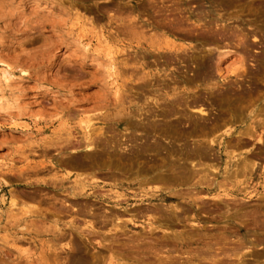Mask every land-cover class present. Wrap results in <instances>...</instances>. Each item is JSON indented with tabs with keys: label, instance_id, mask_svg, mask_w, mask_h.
I'll return each mask as SVG.
<instances>
[{
	"label": "rangeland",
	"instance_id": "rangeland-1",
	"mask_svg": "<svg viewBox=\"0 0 264 264\" xmlns=\"http://www.w3.org/2000/svg\"><path fill=\"white\" fill-rule=\"evenodd\" d=\"M189 263L264 264V0H0V264Z\"/></svg>",
	"mask_w": 264,
	"mask_h": 264
},
{
	"label": "bare ground",
	"instance_id": "bare-ground-1",
	"mask_svg": "<svg viewBox=\"0 0 264 264\" xmlns=\"http://www.w3.org/2000/svg\"><path fill=\"white\" fill-rule=\"evenodd\" d=\"M174 20H175V19H174ZM193 25H194V24H193ZM220 25H221V24H220ZM215 26H216V25H215ZM200 27H201V26H200ZM216 27H217V26H216ZM218 27H219V26H218ZM190 32H192V31H190ZM187 33H188V32H187ZM188 34H189V33H188ZM199 34H200V33H199ZM196 35H197V34H196ZM190 36H191V35H190ZM201 36H202V35H201ZM207 36H208V35H207ZM204 38H205V37H204ZM163 39H164V38H163ZM176 45H177V44H176ZM181 47H182V46H181ZM129 57H130V56H129ZM170 64H171V63H170ZM217 65H218V64H217ZM6 75H7V74H6ZM154 76H155V75H154ZM139 79H140V78H139ZM140 92H141V91H140ZM210 94H211V93H210ZM148 95H149V94H148ZM193 95H194V94H193ZM187 97H188V96H187ZM187 97H186V98H187ZM196 97H197V96H196ZM122 98H123V97H122ZM183 98H184V97H183ZM234 100H235V99H234ZM256 100H258V99H256ZM189 101H190V100H189ZM240 101L242 102V100H240ZM251 103H252V102H251ZM188 104L191 105V103H188ZM245 104H246V103H245ZM245 104H244V105H245ZM190 105H189V106H190ZM244 105H242V106H244ZM246 106H247V105H246ZM192 107H193V106H192ZM199 107H200V106H199ZM193 109H195V108H193ZM243 109H244V108H243ZM259 109H260V108H259ZM261 109H262V108H261ZM141 110H142V109H141ZM245 110H246V109H245ZM165 111H166V110H165ZM232 111H233V110H232ZM163 112H164V111H163ZM198 112H199V114H200L201 116H205V117L207 116L206 113H205V111H204V109H199ZM162 116H163V115H162ZM234 121H235V120H234ZM225 122H226V121H225ZM225 122H223V123H225ZM223 123H222V124H223ZM226 123H228V122H226ZM262 125H263V124H262ZM85 127H86V128L88 127L87 123H86ZM90 128H92V127H90ZM123 128H124V127H123ZM247 128H249V127H247ZM247 128H246V129H247ZM100 129H101V127H100ZM204 129H205V128H204ZM246 129H244V130H246ZM209 130H210V129H209ZM91 131H92V130H91ZM249 131H250V130H249ZM93 132H94V131H93ZM200 132H201V131H200ZM247 132H248V129H247ZM250 132H251V131H250ZM91 133H92V132H91ZM249 134H250V133H249ZM246 136H247V135H246ZM262 138H263L262 134H257L255 139L257 140V142H263V139H262ZM239 139H240V138H239ZM96 140H97V139H96ZM88 141H91V140H88ZM92 141H93V140H92ZM92 141L86 144L87 151H89V152H91V150H92V148H93V147L91 146V145H93V142H92ZM240 141H241V139H240ZM80 142H81V141H80ZM238 142H239V141H238ZM94 143H95V142H94ZM100 143H101V142H100ZM228 143H230V142H228ZM202 144H203V143H202ZM208 144H209V143H208ZM211 144H215V143H214V142H211ZM245 144H246V143H245ZM200 145H201V144H200ZM98 146H99V145H98ZM201 146H202V145H201ZM233 146H234V145H233ZM238 146H239V145H238ZM94 147H95V146H94ZM205 147H206V145H205ZM94 150H95V149H94ZM195 150H196V149H195ZM204 150H205V149H204ZM243 151H244V150H243ZM199 152H201V151H199ZM203 152H205V151H203ZM206 152L208 153V151H206ZM193 153H194V152H193ZM195 154H197V152H196ZM89 155H91V154L89 153ZM92 155H94V154H92ZM200 155H202V154H199V153L197 154V156H199V157H200ZM204 155H205V154H204ZM192 156H193V155H192ZM197 156H196V157H197ZM202 156H203V155H202ZM205 156H206V155H205ZM89 157H90V156H89ZM203 157H204V156H203ZM181 160H182V159H181ZM193 163H194V162H193ZM192 165H193V164H192ZM244 165H245V164H244ZM173 166H174V165H173ZM179 166H180V165H179ZM181 166H182V165H181ZM194 166H197V165H194ZM194 166H193V167H194ZM205 166H206V165H205ZM175 167H176V165H175ZM193 167H192V169H193ZM211 167H212V166H211ZM211 167H210V168H211ZM155 168H156V167H155ZM177 168H178V167H177ZM244 168H245V167H244ZM171 169L173 170V168H171ZM175 169H176V168H175ZM180 169L183 171V173L185 172L181 167H180ZM204 169H205V168H204ZM237 169H238V167H237ZM237 169H236V170H237ZM246 169H247V168H246ZM81 170H82V169H81ZM87 170H88V169H87ZM124 170H125V169H124ZM172 170H171V171H172ZM176 170L178 171L179 169H176ZM185 170H186V169H185ZM210 170H211V169H210ZM121 171H122V170H121ZM147 171H148V170H147ZM149 171H150V170H149ZM207 171H208V170H207ZM213 171H214V170H213ZM124 172H126V171H124ZM128 172H129V171H128ZM151 172H152V171H151ZM151 172H150V173H151ZM168 172H169V170H168ZM178 172H179V174H180V171H178ZM238 172H239V170H238ZM241 172H242V171H241ZM183 173H182V174H183ZM186 173H187V172H186ZM189 173H190V172H189ZM191 173H192V172H191ZM191 173H190V174H191ZM195 173H198V172L195 171ZM195 173H194V174H195ZM239 173H240V172H239ZM117 174H118V173H117ZM175 174H176V173H175ZM182 174H181V175H182ZM187 174H188V173H187ZM194 174H193V177L195 176ZM120 175H121V174H120ZM123 175H124V174H123ZM129 175H130V174H129ZM142 175H143V173H142ZM145 175H146V174H145ZM185 175H186V174H185ZM185 175H184L183 177H180L179 179L181 180V178H182V180H183V178H186ZM196 175H197V174H196ZM208 175H209V174H208ZM240 175H241V174H240ZM113 176H115V175H113ZM153 176H154V175H153ZM156 176H157V175H156ZM197 176H198V175H197ZM209 176H210V175H209ZM157 177H160V176H157ZM161 177H162V176H161ZM177 177H178V176H177ZM199 177H200V176H199ZM201 177H203V176H201ZM201 177H200V178H201ZM204 177H205V176H204ZM149 178H150V177H149ZM152 178H153V177H152ZM164 178H165V177H164ZM164 178L162 177V178H159V179L162 180V179H164ZM172 178H173V176H172ZM188 178H190V175L188 176ZM206 178H207V176H206ZM165 179H167V178H165ZM176 179H177V178H176ZM204 179H205V178H203V181H205ZM119 180H121V179H119ZM153 180H154V179H153ZM177 180H178V179H177ZM184 180H185V179H184ZM187 180H188V179H187ZM206 180L208 181V179H206ZM209 180H210V179H209ZM167 181H169V178H168ZM196 181H197V180H196ZM207 181H206V182H207ZM210 181H211V180H210ZM174 182H175V180H174ZM174 182H173V183H174ZM186 182H188V181H186ZM206 182H204V183H206ZM211 182H212V181H211ZM163 183H164V181H163ZM176 183H177V182H176ZM195 183H196V182H195ZM148 184H149V183H148ZM150 184H151V183H150ZM169 184H170V183H169ZM212 184H213V183H212ZM199 185H200V183H199ZM207 185H210V186H211V183H210V184H207ZM213 185H214V184H213ZM202 186H203V185H202ZM200 187H201V186H200ZM172 191H173V190H172ZM183 191H184V190H183ZM185 191H186V190H185ZM189 192H190V191H189ZM180 193H181V192H180ZM183 193H184V192H182V194H183ZM190 193H191V192H190ZM194 193H195V192H194ZM172 195H173V194H172ZM179 195H180V194H179ZM190 195H191V194H190ZM185 196H186V195H185ZM187 196H188V194H187ZM190 197H191V196H190ZM147 208H148V207H147ZM160 208H161V207H159V209H160ZM177 208H178V207H177ZM149 209H150V208H149ZM159 209H158V210H159ZM150 210H151V209H150ZM158 210H157V211H158ZM162 210H164V209H162ZM143 211H145V210H143ZM140 213H142V212H140ZM156 213H157V212H156ZM158 213H159V212H158ZM138 214H139V213H138ZM162 214H163V213H162ZM141 215H142V214H141ZM149 215H150V214H149ZM111 216H112V215H111ZM113 216H114V215H113ZM102 217H103V216H102ZM152 217H154V216H152ZM158 217H159V216H158ZM107 219H108V218H107ZM102 221H103V220H102ZM100 222H101V221H100ZM101 223H102V222H101ZM106 224H107V223H106ZM76 231H77V230H76ZM152 231H153V230H152ZM107 240H108V239H107ZM113 241H114V240H113ZM251 242H252V241H251ZM113 245H115V244H113ZM241 246H242V245H241ZM241 246H240V248L243 247V246H242V247H241ZM237 247H239V246H237ZM108 249H109V247H108ZM110 249H111V248H110ZM234 250H235V249H234ZM236 251H237V250H236ZM239 251H240V250H239ZM234 253H235V252H234ZM234 255H236V254H234ZM237 256H238V255H236V257H237ZM240 257H241V255H240ZM189 264H190V263H189Z\"/></svg>",
	"mask_w": 264,
	"mask_h": 264
}]
</instances>
